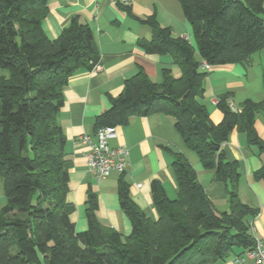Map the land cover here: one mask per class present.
<instances>
[{
	"label": "trees",
	"instance_id": "obj_1",
	"mask_svg": "<svg viewBox=\"0 0 264 264\" xmlns=\"http://www.w3.org/2000/svg\"><path fill=\"white\" fill-rule=\"evenodd\" d=\"M49 1L0 0V70L7 73L0 78V180L6 200L0 208V264H216L235 250L251 249L250 224L258 210L239 199L238 164L225 158L222 145L236 131L264 156L254 128L256 116L264 117V97L236 108L231 93L221 95L215 102L222 114L218 124L200 99L208 75L202 64H243L264 50V0H177L195 47L154 16L140 20L151 38L138 41L139 48L170 55L181 76L174 79L162 69V81L155 83L138 70L95 118L94 130L124 126L133 117H171L185 147L224 185L228 210L215 209L189 161L176 153L170 166L176 197L168 198L158 181L150 186L154 221L132 201L120 175L117 197L131 225L127 236L98 220L90 190L87 229L76 232L70 219L71 163L58 115L69 79L79 70L92 71L99 53L91 29L77 18L57 38L45 35ZM117 6L130 14L127 6ZM261 84L264 93V75ZM251 179L264 183V163Z\"/></svg>",
	"mask_w": 264,
	"mask_h": 264
},
{
	"label": "crops",
	"instance_id": "obj_2",
	"mask_svg": "<svg viewBox=\"0 0 264 264\" xmlns=\"http://www.w3.org/2000/svg\"><path fill=\"white\" fill-rule=\"evenodd\" d=\"M127 8L130 14L105 0H50L48 15L42 23L45 35L52 40L59 36L72 18H77L91 29L99 53L92 71L79 70L69 79L63 91L64 104L58 115L66 137L65 153L71 163L67 201L73 205L74 211L70 219L78 233L87 229L85 200L88 190L96 194V217L104 226L123 236L131 231L130 222L118 203L117 181L121 174L112 173L104 180L91 176L86 171L80 137L94 135L95 118L109 108L110 99L121 93L124 81L138 70L155 83L162 81V69H168L174 79L181 76L170 55L146 54L139 48L138 41L151 38L149 27L140 20L154 16L161 27L169 28L173 36L184 38L195 47L190 26L177 0H129ZM207 71L200 102L206 106L212 123L218 124L222 119L215 106L221 95L231 93L230 102L236 108L245 100L261 99L250 92L261 84L264 50L252 55L243 64L212 67ZM6 76L7 73L0 70V78ZM254 128L264 142V117L261 114L256 116ZM115 135L108 145L111 149L127 152L122 174L129 185L132 201L151 220L157 218L151 202L152 181L161 183L168 198L176 197L170 168L176 153H181L189 161L215 209L218 212L227 210L224 185L215 180L213 171L203 169L197 157L185 147L171 117L160 114L133 117L126 125L115 127ZM222 150L228 161L238 164V196L242 203L258 210L253 227L255 235L264 242V183L251 179L264 163V156H258L256 150L247 145L244 134L236 131L231 132ZM4 203L0 180V207ZM240 253V250H235L216 264H233V257Z\"/></svg>",
	"mask_w": 264,
	"mask_h": 264
},
{
	"label": "built area",
	"instance_id": "obj_3",
	"mask_svg": "<svg viewBox=\"0 0 264 264\" xmlns=\"http://www.w3.org/2000/svg\"><path fill=\"white\" fill-rule=\"evenodd\" d=\"M105 1L113 6L129 5V0ZM202 68L208 69L206 64H202ZM115 136V128L106 127L97 130L93 136L84 135L79 139L80 146L84 150L86 171L96 180H104L112 173L122 174L124 172L127 152L123 149H111L108 145L109 140ZM250 231L254 239L253 247L234 256L233 264H264V242L255 235L253 223L250 224Z\"/></svg>",
	"mask_w": 264,
	"mask_h": 264
},
{
	"label": "rangeland",
	"instance_id": "obj_4",
	"mask_svg": "<svg viewBox=\"0 0 264 264\" xmlns=\"http://www.w3.org/2000/svg\"><path fill=\"white\" fill-rule=\"evenodd\" d=\"M255 98H259V97H261V99H259V100H257V101H254L253 99H250L251 101H253V102H259V101H261L262 99H263V97H264V93H263V89H262V84H259V85H257V86H255L254 88H252V90H251V92H250ZM211 102V101H210ZM205 106V105H204ZM206 107V106H205ZM5 203H6V200H5ZM5 203H4V205H5ZM3 205V206H4ZM3 206H1V207H3ZM0 207V208H1ZM227 210H228V206H227ZM226 210V211H227ZM221 212H223V211H221Z\"/></svg>",
	"mask_w": 264,
	"mask_h": 264
}]
</instances>
